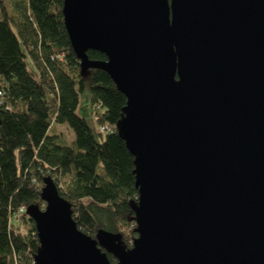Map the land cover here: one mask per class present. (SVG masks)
I'll return each mask as SVG.
<instances>
[{
  "label": "water",
  "instance_id": "1",
  "mask_svg": "<svg viewBox=\"0 0 264 264\" xmlns=\"http://www.w3.org/2000/svg\"><path fill=\"white\" fill-rule=\"evenodd\" d=\"M63 15L82 72L127 97L138 235L87 234L46 177L26 209L36 264H264V0H64Z\"/></svg>",
  "mask_w": 264,
  "mask_h": 264
},
{
  "label": "trees",
  "instance_id": "2",
  "mask_svg": "<svg viewBox=\"0 0 264 264\" xmlns=\"http://www.w3.org/2000/svg\"><path fill=\"white\" fill-rule=\"evenodd\" d=\"M63 1L0 0V264H36V224L20 208L45 206L46 177L87 234L119 232L127 246L138 235L134 156L116 127L127 97L105 70L82 72Z\"/></svg>",
  "mask_w": 264,
  "mask_h": 264
},
{
  "label": "rangeland",
  "instance_id": "3",
  "mask_svg": "<svg viewBox=\"0 0 264 264\" xmlns=\"http://www.w3.org/2000/svg\"><path fill=\"white\" fill-rule=\"evenodd\" d=\"M28 60H29V58H28ZM59 129H60L61 132L64 133L65 137L69 141H71L73 139L74 135H73V132H72V130L70 128H68L67 126L63 125V126H60Z\"/></svg>",
  "mask_w": 264,
  "mask_h": 264
},
{
  "label": "built area",
  "instance_id": "4",
  "mask_svg": "<svg viewBox=\"0 0 264 264\" xmlns=\"http://www.w3.org/2000/svg\"><path fill=\"white\" fill-rule=\"evenodd\" d=\"M0 95H2V92H0ZM105 128H109V127H105ZM20 211H26V208L25 207H21Z\"/></svg>",
  "mask_w": 264,
  "mask_h": 264
}]
</instances>
